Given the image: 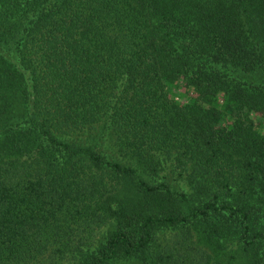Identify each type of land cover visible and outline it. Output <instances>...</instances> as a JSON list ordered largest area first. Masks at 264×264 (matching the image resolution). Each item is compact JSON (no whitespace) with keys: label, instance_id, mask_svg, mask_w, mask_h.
<instances>
[{"label":"trees","instance_id":"obj_1","mask_svg":"<svg viewBox=\"0 0 264 264\" xmlns=\"http://www.w3.org/2000/svg\"><path fill=\"white\" fill-rule=\"evenodd\" d=\"M0 264H264V0H0Z\"/></svg>","mask_w":264,"mask_h":264}]
</instances>
